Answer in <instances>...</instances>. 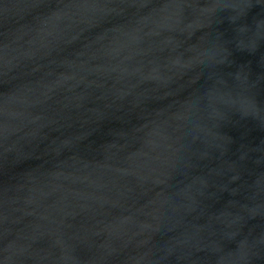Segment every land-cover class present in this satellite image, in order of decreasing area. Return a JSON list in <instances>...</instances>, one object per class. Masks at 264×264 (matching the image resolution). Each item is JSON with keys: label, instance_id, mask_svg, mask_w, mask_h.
<instances>
[{"label": "water", "instance_id": "obj_1", "mask_svg": "<svg viewBox=\"0 0 264 264\" xmlns=\"http://www.w3.org/2000/svg\"><path fill=\"white\" fill-rule=\"evenodd\" d=\"M0 264H264V0H0Z\"/></svg>", "mask_w": 264, "mask_h": 264}]
</instances>
